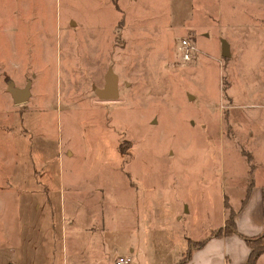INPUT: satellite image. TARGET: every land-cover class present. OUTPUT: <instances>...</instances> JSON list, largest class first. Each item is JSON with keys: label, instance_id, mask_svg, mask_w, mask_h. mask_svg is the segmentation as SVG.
I'll list each match as a JSON object with an SVG mask.
<instances>
[{"label": "rangeland", "instance_id": "rangeland-1", "mask_svg": "<svg viewBox=\"0 0 264 264\" xmlns=\"http://www.w3.org/2000/svg\"><path fill=\"white\" fill-rule=\"evenodd\" d=\"M116 3L0 0V264L60 262L126 199L157 212L154 236H201L243 194L247 151L264 155V0ZM107 68L112 99L94 91ZM7 80L29 97L12 102Z\"/></svg>", "mask_w": 264, "mask_h": 264}, {"label": "crops", "instance_id": "crops-1", "mask_svg": "<svg viewBox=\"0 0 264 264\" xmlns=\"http://www.w3.org/2000/svg\"><path fill=\"white\" fill-rule=\"evenodd\" d=\"M113 5L119 9L116 0ZM247 153L250 157L246 158L247 176L241 181L243 194L235 205L223 199L228 206L224 203L219 223L208 228L203 235L192 236L178 224L177 228L162 225V231L154 236L150 230L154 228L151 219L157 217V212L144 211L142 206V209L129 212L136 205V200L124 199L125 212L111 219L115 222L114 228L107 227L103 218L95 222L87 221L79 227L78 240L70 236L69 254L66 250L64 254L62 251V258L56 264H113L118 255L129 256L130 264H264V252L250 260L251 249L244 239L264 230V155L256 158L252 151ZM129 183L135 184L131 178ZM113 201L114 204L120 203L117 198ZM230 210L235 232L224 233L223 225ZM50 216V231L44 239L48 257L54 258L52 229H55L56 223ZM218 229L220 231L216 234ZM198 241L203 243L197 245ZM46 264L54 263L48 261Z\"/></svg>", "mask_w": 264, "mask_h": 264}, {"label": "water", "instance_id": "water-1", "mask_svg": "<svg viewBox=\"0 0 264 264\" xmlns=\"http://www.w3.org/2000/svg\"><path fill=\"white\" fill-rule=\"evenodd\" d=\"M221 54L223 56L229 55V50L227 49V44L225 41L221 43ZM6 87L12 99V102L15 104H21L29 97L30 87L27 82L25 85L17 87L12 81H6ZM97 96L103 99H112L118 95V84L117 76L111 68H107V71L104 74V82L102 87H96L94 89Z\"/></svg>", "mask_w": 264, "mask_h": 264}, {"label": "trees", "instance_id": "trees-1", "mask_svg": "<svg viewBox=\"0 0 264 264\" xmlns=\"http://www.w3.org/2000/svg\"><path fill=\"white\" fill-rule=\"evenodd\" d=\"M114 1V0H113ZM248 193V190H247ZM225 203V201H224ZM226 206L227 203H225ZM220 229L216 230L215 233L218 234ZM223 232L224 233H231L235 232L234 222L232 218V211H229V214L227 216V219L225 220V223L223 225ZM247 245L249 246L250 250V260L253 261L257 255L264 252V230L260 234H256L251 237H244ZM203 241L196 242L197 245L202 244Z\"/></svg>", "mask_w": 264, "mask_h": 264}, {"label": "built area", "instance_id": "built-area-1", "mask_svg": "<svg viewBox=\"0 0 264 264\" xmlns=\"http://www.w3.org/2000/svg\"><path fill=\"white\" fill-rule=\"evenodd\" d=\"M177 50L180 52L183 61L194 59L198 53L194 40L189 36L179 40ZM113 264H130V257L127 255H118L114 259Z\"/></svg>", "mask_w": 264, "mask_h": 264}]
</instances>
